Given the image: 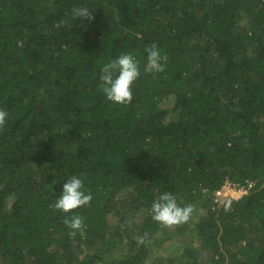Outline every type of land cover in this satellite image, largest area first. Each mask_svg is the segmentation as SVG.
<instances>
[{"label": "trees", "instance_id": "obj_1", "mask_svg": "<svg viewBox=\"0 0 264 264\" xmlns=\"http://www.w3.org/2000/svg\"><path fill=\"white\" fill-rule=\"evenodd\" d=\"M124 53L140 77L120 105L99 75ZM0 109V264H264V0H0ZM72 176L92 201L53 211ZM226 180L253 185L225 206ZM165 191L188 222L152 219Z\"/></svg>", "mask_w": 264, "mask_h": 264}, {"label": "clouds", "instance_id": "obj_2", "mask_svg": "<svg viewBox=\"0 0 264 264\" xmlns=\"http://www.w3.org/2000/svg\"><path fill=\"white\" fill-rule=\"evenodd\" d=\"M75 20L93 21L92 11L87 6H75L71 9ZM67 21L61 19L56 27H63ZM147 54V69L154 73H163L166 69L168 56L162 54L158 46L153 43L145 48ZM140 77L139 61L133 54L124 53L116 59L103 65L100 69L99 80L101 89L107 101L114 104H130L133 99V85ZM9 113L0 109V129L6 126ZM93 197L90 191H85L84 182L78 176H72L63 184L62 192L50 207L53 211L67 214L76 209L87 206ZM194 211L191 204L180 206L177 198L171 192L165 191L151 205L152 219L165 227L180 225L189 221ZM64 225L69 229L68 236L75 238L77 233L84 236V218L80 215L66 216ZM147 233L140 237L141 242Z\"/></svg>", "mask_w": 264, "mask_h": 264}, {"label": "built area", "instance_id": "obj_3", "mask_svg": "<svg viewBox=\"0 0 264 264\" xmlns=\"http://www.w3.org/2000/svg\"><path fill=\"white\" fill-rule=\"evenodd\" d=\"M252 185L253 184L249 181L241 185L226 180L223 185L214 192L213 200L221 205L228 206L231 201L238 200L246 195Z\"/></svg>", "mask_w": 264, "mask_h": 264}, {"label": "rangeland", "instance_id": "obj_4", "mask_svg": "<svg viewBox=\"0 0 264 264\" xmlns=\"http://www.w3.org/2000/svg\"><path fill=\"white\" fill-rule=\"evenodd\" d=\"M113 217V216H112ZM196 217L198 218L199 215H196ZM114 219L111 218L110 221H113ZM173 242V244L177 243V244H183L184 242L188 243L190 241H192L193 243L197 244V242L193 241V233L190 232V234H182L180 236H178L175 239L171 240Z\"/></svg>", "mask_w": 264, "mask_h": 264}]
</instances>
